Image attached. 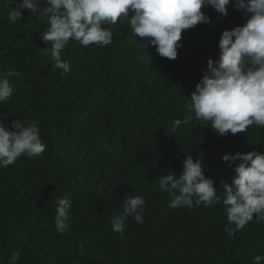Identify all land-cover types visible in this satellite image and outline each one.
<instances>
[{"label":"trees","instance_id":"16d2710c","mask_svg":"<svg viewBox=\"0 0 264 264\" xmlns=\"http://www.w3.org/2000/svg\"><path fill=\"white\" fill-rule=\"evenodd\" d=\"M20 3L0 0V74L19 73L7 77L13 94L0 103V121L6 127L14 120L36 124L46 149L0 168V264H9L15 252L17 264H182L162 238L173 234L183 237V247L200 264H253L254 256H264V221L256 222L255 214L250 223L261 232V245L244 228L227 236L221 185L233 175L222 156L264 154V127L221 137L188 107L207 61L219 58L222 32L246 22L234 0L226 17L202 8L212 23L182 32L176 60L161 58L150 44L145 48L148 40L133 34L129 16L102 25L113 32L106 47L70 40L61 51L70 64L63 76L53 68L51 42L40 38L49 26L40 18L43 9H21V19L10 23L8 14L20 11ZM189 117L171 131L175 119ZM188 156L201 161L221 202L170 208L158 233L152 226L171 199L159 178L172 172L178 178ZM65 195L72 205L67 232L60 234L56 201ZM126 196H142L146 204L143 222L129 216L121 237L111 221L122 213Z\"/></svg>","mask_w":264,"mask_h":264},{"label":"clouds","instance_id":"9594fccd","mask_svg":"<svg viewBox=\"0 0 264 264\" xmlns=\"http://www.w3.org/2000/svg\"><path fill=\"white\" fill-rule=\"evenodd\" d=\"M22 0L9 12L10 23L21 19V9L31 13L40 11L48 28L41 35L46 44L51 42L53 68L70 72V64L61 59V51L70 40L88 47L95 44L106 47L113 41L111 27L121 19H129L134 35L147 38L161 58L176 60L182 32L199 24H210L212 20L202 8L211 6L223 17L228 15L227 6L232 0ZM235 11H243L247 17L243 26L224 30L219 40V58L209 59L202 79L191 93L188 107L196 120L209 122L212 130L221 137L231 133H247L250 126L264 127V0H234ZM131 14V15H130ZM9 70L0 76V103L7 102L12 94L9 76H18ZM188 119H175L171 128L175 132ZM46 149L36 124L25 126L14 120L6 127L0 121V168H7L26 155L40 157ZM222 162L232 167L230 183L221 181L227 213L225 231L229 238L253 221H264V154L251 151L247 154H225ZM159 187L170 196L169 207L177 209L203 205L213 207L221 202L214 182L204 175L201 161L188 156L183 161V172L159 178ZM54 223L60 234L69 227V210L72 200L65 195L56 201ZM146 201L142 196H126L123 211L111 221L114 232L123 237L126 219L131 216L142 223L139 214ZM235 225V227H230ZM19 252L13 253L9 264H17ZM253 264H264V256L253 257Z\"/></svg>","mask_w":264,"mask_h":264},{"label":"rangeland","instance_id":"374dc122","mask_svg":"<svg viewBox=\"0 0 264 264\" xmlns=\"http://www.w3.org/2000/svg\"><path fill=\"white\" fill-rule=\"evenodd\" d=\"M0 76L2 75L0 74ZM21 187L22 189H25L27 191H33L34 189L32 185H27V184H22ZM169 210H170L169 205L166 208L162 209L159 219L152 226L156 232L159 233L161 226L165 224V221L168 217L167 213ZM139 214L142 215L141 213ZM244 230L246 232L247 237L255 241L257 245H261V242L263 239L261 232L257 230L256 228H254L250 222L246 224V226L244 227ZM162 238L164 239L163 241H165V243L167 244L172 256L178 261H180L182 264H200L198 261L191 258L189 254L187 253V250L185 249V247H183V243H182L183 237L181 235H174V234L173 235H162Z\"/></svg>","mask_w":264,"mask_h":264}]
</instances>
